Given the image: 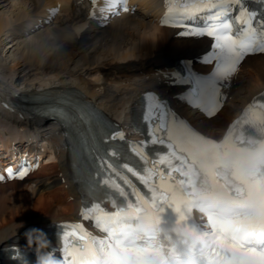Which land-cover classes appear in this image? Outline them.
I'll use <instances>...</instances> for the list:
<instances>
[{
    "label": "snow or ice",
    "instance_id": "snow-or-ice-1",
    "mask_svg": "<svg viewBox=\"0 0 264 264\" xmlns=\"http://www.w3.org/2000/svg\"><path fill=\"white\" fill-rule=\"evenodd\" d=\"M105 3L101 12L118 16L121 10H134L127 0ZM229 3L241 0H166L160 21L185 28L178 33L181 37L213 39L207 62L215 59L216 68L211 79L197 80L194 90L197 106L208 116L219 110L220 87L245 57L264 53V22L254 27V13L242 10L236 21L243 20L246 27L234 31L225 6ZM205 13L203 26L186 23ZM151 101L145 121L163 120V105L155 97ZM81 118L91 122L95 117L81 112ZM180 127L174 136L164 123L153 124L149 139L129 148L138 161L117 148L94 150L95 176L89 190H104V199L82 209L81 215L106 235H93L80 223L62 224V264H264V103L249 105L219 142L182 123ZM104 139L123 140L124 135L115 132ZM152 145L166 151L153 155L148 151ZM6 171L8 179L22 180L29 168ZM108 202L111 208L104 206ZM194 211L202 214L201 220L206 217V223H197Z\"/></svg>",
    "mask_w": 264,
    "mask_h": 264
},
{
    "label": "bare ground",
    "instance_id": "bare-ground-1",
    "mask_svg": "<svg viewBox=\"0 0 264 264\" xmlns=\"http://www.w3.org/2000/svg\"><path fill=\"white\" fill-rule=\"evenodd\" d=\"M136 2L137 15L125 14L99 27L85 21V0H0V9L11 4L16 11L0 14V49H4L5 34L19 31L7 42V52L16 47V52L9 53L10 61L0 53V153L10 140L23 146L26 143L12 151L14 163L26 153H38L41 158L48 149L29 143L39 138L48 145L49 158L54 157L47 164L51 172L35 176L29 185H0L9 190L5 199L0 198V249L13 244L29 224L73 219L80 204L69 169L71 146L57 123L36 116L21 99L77 93V98L82 96L106 115L128 124L141 93L154 89L166 96L174 92L168 86V67L176 59L197 57L208 47L206 39H181L178 31L158 26L159 0ZM57 4L62 7L54 21L57 26L30 31L39 13ZM263 88L264 55L251 56L229 79V102L216 117L206 120L182 108L198 129L215 137L222 134L228 118L239 114ZM73 130L75 135L78 130L98 132L92 123L89 129L81 126ZM78 142L82 147V138L78 137ZM74 171L88 177L83 165L76 163Z\"/></svg>",
    "mask_w": 264,
    "mask_h": 264
},
{
    "label": "clouds",
    "instance_id": "clouds-1",
    "mask_svg": "<svg viewBox=\"0 0 264 264\" xmlns=\"http://www.w3.org/2000/svg\"><path fill=\"white\" fill-rule=\"evenodd\" d=\"M35 210V209H34ZM26 246L31 249L35 246L37 254L36 264H62L60 259H57L52 252L45 251L50 246L46 233L39 228H31L24 233Z\"/></svg>",
    "mask_w": 264,
    "mask_h": 264
},
{
    "label": "rangeland",
    "instance_id": "rangeland-1",
    "mask_svg": "<svg viewBox=\"0 0 264 264\" xmlns=\"http://www.w3.org/2000/svg\"><path fill=\"white\" fill-rule=\"evenodd\" d=\"M12 12H16L15 11V8H14V6H12L11 4L10 5H8L7 7H3V8H1L0 9V14H3V13H7L6 15H12ZM53 26H57V24H54ZM6 35V34H5ZM5 35L2 37V39L3 40H5L4 42H6L7 43V41H6V39H4L5 38ZM5 43V45H4V49H0V53H1V57L3 58V59H6V57H7V61H10V56H9V53H10V55H12V53H14V52H16L15 50V46L13 47V48H10V52L8 51L7 52V50L9 49V43H7L6 44ZM6 46V47H5ZM7 49V50H6ZM2 50V51H1ZM11 51H13V52H11ZM8 53V54H7ZM8 55V56H7ZM229 119V118H228ZM227 120V119H226ZM225 120V121H226ZM224 124V123H223ZM48 170L46 169V168H44L42 171H41V173H46ZM50 171V170H49ZM7 184V183H6ZM6 184H4V185H6ZM23 185L24 184H19L18 186H22L23 187ZM1 186H3V185H1ZM8 192H9V190H2L1 188H0V198H2V199H5L6 198V196H7V194H8ZM0 201H3V200H1L0 199Z\"/></svg>",
    "mask_w": 264,
    "mask_h": 264
}]
</instances>
